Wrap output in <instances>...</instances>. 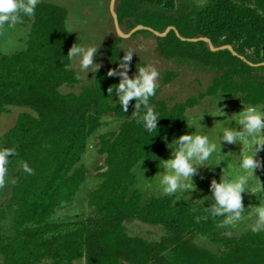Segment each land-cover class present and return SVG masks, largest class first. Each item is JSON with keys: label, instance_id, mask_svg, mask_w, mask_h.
Here are the masks:
<instances>
[{"label": "trees", "instance_id": "trees-1", "mask_svg": "<svg viewBox=\"0 0 264 264\" xmlns=\"http://www.w3.org/2000/svg\"><path fill=\"white\" fill-rule=\"evenodd\" d=\"M115 9L124 33L138 25L159 32L174 27L165 36L136 33L153 35L162 58L209 68L214 77L205 91L183 101L164 99L157 88L150 105L161 118L158 133H149L132 115L135 100L125 113L115 91L108 96L120 77L107 72L129 50L121 45L124 38L116 34L101 44L105 68L91 85L70 90L81 79L67 53L81 40L68 32L66 7L40 0L35 15L20 23L30 24L25 48L0 51V117L11 107L27 109L5 133L18 155L9 158L8 182L0 188V264H264V231H221L224 218L205 211L213 197L144 199L135 188V168L188 132L189 110L202 100L223 94L236 107L264 105V0H117ZM201 37L231 49L188 40ZM176 77L167 72L164 81ZM64 86L70 91H62ZM110 114L122 122L99 138L105 164L100 184L87 197L86 214L56 218L85 182L88 171L79 160ZM21 161L34 173H26ZM199 236H210L218 248L197 243Z\"/></svg>", "mask_w": 264, "mask_h": 264}, {"label": "rangeland", "instance_id": "rangeland-1", "mask_svg": "<svg viewBox=\"0 0 264 264\" xmlns=\"http://www.w3.org/2000/svg\"><path fill=\"white\" fill-rule=\"evenodd\" d=\"M64 6L69 11L68 29L72 34L76 35L81 40V45H95L98 48L103 43L110 42L117 34L114 19L111 11L112 0H43ZM30 32V24H17L14 28H6L0 31V51L4 54H12L16 51L22 50L26 46ZM123 48L133 49V57L129 66V77H133L137 72V67L151 64L159 72L157 80L160 96L164 99H169L173 102L183 101L191 96H196L210 84L214 77V72L209 68L198 65H188L178 60H168L162 58L156 51L155 37L148 33H135L130 37L124 38L122 42ZM100 55L94 57V62L100 63L99 69L105 68L107 62L99 61ZM71 68L74 69L81 79V82L70 90L79 91L84 86H89L94 81L95 73H92L90 68L88 73L81 71L79 68V59L72 60ZM167 72H175L177 77L170 83L164 81V76ZM67 86L62 87V91H70ZM222 98L217 107H222L227 116L233 113H238L243 108L236 107L232 98L228 95L220 94L215 97H208L200 102L199 105L189 110V119L198 118L203 115L201 123L205 126V131L212 138H216V132L219 128L218 121H222L225 117H213L208 114L214 111L215 103ZM26 108L11 107L0 117V148H9L5 141V133L16 122L19 114L26 111ZM262 111H264L262 109ZM188 119V120H189ZM122 120L110 114L102 119L98 130L92 134L89 139L86 152L79 160V165L86 167L88 173L85 182L80 187L75 200L72 203L65 204L60 207L55 217L60 219H75L83 217L87 212V197L100 182V169L105 164V155L99 153V138L102 134L114 130L119 127ZM231 127H238L233 122ZM194 128H189L187 133L194 132ZM239 143L235 145L223 143L221 145L222 154L219 156L214 154L209 160L211 166L201 167L198 173L193 177L196 191L187 192L184 195H190L191 199H185L183 195L177 193V197L188 201H199L204 197L211 196V182L213 179L219 182L222 176V169L225 174L231 171V165L238 161V156L241 150ZM233 154H226V153ZM171 158V149L167 147L164 154L153 159L143 161L141 168L139 165L135 168L137 182L135 188L139 190L144 199L163 195L159 187L158 180L155 178L157 172L163 171L159 167L161 159ZM258 159L264 160V151L259 152ZM223 160L218 166H215L216 160ZM256 175L264 184V170L257 169ZM144 176V177H143ZM264 195V194H261ZM243 203L247 210L249 205H258L260 197L252 196L249 193L243 194ZM253 220L244 219L238 222L235 226H229L219 229L228 235H238L243 231L252 229ZM196 242L205 245L211 249L216 250L218 245L212 240L210 236H199Z\"/></svg>", "mask_w": 264, "mask_h": 264}, {"label": "clouds", "instance_id": "clouds-1", "mask_svg": "<svg viewBox=\"0 0 264 264\" xmlns=\"http://www.w3.org/2000/svg\"><path fill=\"white\" fill-rule=\"evenodd\" d=\"M40 0H0V31L6 28H14L17 24L23 23V17H33ZM68 32H72L69 30ZM99 48L95 45H78L74 43L67 53L69 60L79 59L81 71L96 73L101 67L100 63L94 62ZM134 50L124 52L122 59L118 60L119 67L109 69L107 76H119L118 84L107 89L108 96L113 91L118 97V102L126 113L130 101L135 100L132 115L138 117L137 122L142 123L149 132L158 133V120L161 118L150 105V98L156 95L159 78L158 70L148 64L137 67L133 77H129V66ZM215 103L214 111L208 113L213 117L222 116L224 120L218 121L219 128L216 138L212 139L205 131L201 123L203 115L198 118H190L187 121L189 128H194L192 133H185L173 138L167 147L171 149V158L161 159L159 167L163 169L157 172L155 178L164 195H175L180 193L185 199H191L187 192L196 191L193 177L201 167L211 166L209 160L214 154H222V142L235 145L239 143L242 147L236 164L231 165V171L225 174L222 169V176L219 182L213 179L211 182V194L214 203L205 211L212 217H223L218 227L224 228L235 226L244 219L253 220L252 231H264V184H262L256 170H264V160L258 159L259 152L264 151V105H247L238 113L227 116L222 107ZM144 109L141 114V109ZM235 122L238 127H231ZM226 154H233L231 152ZM18 155L15 148H0V188H4L8 182L9 158ZM223 160L217 159L215 166ZM21 167L28 174L34 170L27 162L21 161ZM143 160L139 163L141 164ZM142 169V168H141ZM142 169V174H143ZM144 177V176H143ZM14 183V181H12ZM249 193L252 196L260 197L258 205H249L247 210L243 203V194ZM209 199L205 197L204 200ZM200 218L198 217L197 220Z\"/></svg>", "mask_w": 264, "mask_h": 264}, {"label": "water", "instance_id": "water-1", "mask_svg": "<svg viewBox=\"0 0 264 264\" xmlns=\"http://www.w3.org/2000/svg\"><path fill=\"white\" fill-rule=\"evenodd\" d=\"M116 2H117V0H112V2H111V11H112V15H113V19H114V25H115L117 34L120 37H123V38L130 37L131 35H133L134 33L138 32L140 30H148L150 32H153L156 36H165L171 29H174V27L170 26V27L167 28V30L165 32H159V31H155L151 27H147V26H144V25H138L136 28L131 30L129 33H124L123 30L121 29L120 22H119V19H118V15L116 13V9H115L116 8ZM176 32L179 35V32L177 30H176ZM188 40H190V41L204 40V41H206V42H208L210 44V47H211L212 50H218V49H224V48H230L231 49V47H229V46H222L220 48H216L212 44L210 39L204 38V37L191 38V39H188ZM234 54H236V53L234 52Z\"/></svg>", "mask_w": 264, "mask_h": 264}]
</instances>
